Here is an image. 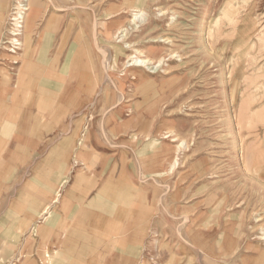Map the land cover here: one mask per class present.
Instances as JSON below:
<instances>
[{"label": "rangeland", "instance_id": "obj_1", "mask_svg": "<svg viewBox=\"0 0 264 264\" xmlns=\"http://www.w3.org/2000/svg\"><path fill=\"white\" fill-rule=\"evenodd\" d=\"M52 1L65 6L59 13L72 17L55 26L52 32L60 42L54 41L49 54L74 57L73 72L64 73L68 79L63 81L73 86L75 102L66 127L77 132V146L90 156L80 171H91L92 162L100 160L98 149L114 161H135L137 192H147L154 201L153 217L139 230L132 264H169L162 252L169 242L177 248L181 240L176 233L171 237L167 221L177 224L184 207V214L194 219L189 227L194 236L207 220L215 223L218 259H195L199 245L193 241L186 243L185 252L179 249L177 264H253L264 247L254 240L264 232V220L257 221L264 218V22L259 24L264 9L257 7L264 0ZM136 7L146 12L138 25L131 21ZM123 26L128 30L121 38ZM41 29L37 25L35 32ZM245 33L250 36L246 49ZM78 49L88 56L84 68ZM131 55L151 62L136 68L129 63ZM14 59L7 56V63ZM17 67L10 65L9 75L1 69L7 81L15 79ZM59 77L53 65L51 81L57 85ZM41 107L35 106L37 113ZM1 158L0 152V264L34 257L39 264H52L58 252L35 242L34 228L27 234L8 231L9 224H24L18 213L25 203L15 200L17 184H8L7 178L3 183Z\"/></svg>", "mask_w": 264, "mask_h": 264}, {"label": "crops", "instance_id": "obj_2", "mask_svg": "<svg viewBox=\"0 0 264 264\" xmlns=\"http://www.w3.org/2000/svg\"><path fill=\"white\" fill-rule=\"evenodd\" d=\"M30 1L31 21L26 30L27 15L22 52L25 43L28 51L17 56L15 79L7 81L1 69H10L0 65L3 183L7 178L8 184H17L15 200L25 203L23 214L18 213L24 224H9L8 231L27 234L34 228L35 242H46L58 252L52 264H132L137 258L139 230L153 217V198L147 192H137L136 162L114 161L108 151L98 149L95 156L100 160L92 162L91 171H85L86 167L80 171L90 164V156L77 146V132L66 127L75 102L73 86L63 81L68 79L64 73L73 72L74 57L71 53L58 59L49 54L54 41L60 42L52 32L55 26L72 17L59 13L65 6L52 0H33V5ZM10 6L11 0H0V38ZM257 7L264 9V3L259 1ZM37 25H42L38 33ZM77 51L83 64L88 56L83 49ZM6 55L1 54V58ZM53 65L60 76L57 85L49 77ZM37 104L44 106L38 113ZM72 165L77 166L75 171ZM15 176L17 181H13ZM22 264H39V259L29 258Z\"/></svg>", "mask_w": 264, "mask_h": 264}, {"label": "bare ground", "instance_id": "obj_3", "mask_svg": "<svg viewBox=\"0 0 264 264\" xmlns=\"http://www.w3.org/2000/svg\"><path fill=\"white\" fill-rule=\"evenodd\" d=\"M247 1V0H246ZM245 1V2H246ZM31 5V4H30ZM131 7V6H130ZM132 9V8H131ZM140 9V8H139ZM125 10V9H124ZM142 10V9H141ZM144 10V9H143ZM143 10H142V12L141 11H139L138 9H137V7H136V9H133L132 10V12H134V14H133V18H132V22L133 23H135L136 25H138V23H139V21H140V19H143V15H145V11H144V13H143ZM128 12V11H127ZM136 12V13H135ZM142 13V14H141ZM111 16H113V15H111ZM30 14L28 15V18H27V25H26V30H29V26H30ZM120 22H122V21H120ZM96 26H97V24H96ZM122 26V25H121ZM123 28V29H122ZM121 28V31H120V33H119V36L121 37V38H124V36L126 35V33H127V28H125L124 26ZM135 29V28H134ZM133 29V30H134ZM95 31V30H94ZM97 31V30H96ZM32 33V32H31ZM97 33V32H96ZM26 34V33H25ZM28 34V36H27V39L30 37V34H29V32L27 33ZM113 34V33H112ZM95 35H97V34H95ZM259 38V37H258ZM119 39V38H118ZM250 36H248V34L247 33H245V49H246V47L249 45V42H250ZM112 40V39H111ZM98 41V40H97ZM119 43V42H118ZM26 45V44H25ZM123 45V44H122ZM98 46V45H97ZM126 46V45H125ZM119 47V46H118ZM122 47V46H121ZM98 48V47H97ZM121 49V48H120ZM138 50V49H137ZM106 51H108V50H106ZM246 51V50H245ZM24 52V51H23ZM22 52V53H23ZM110 52H111V50H110ZM22 53H21V55H22ZM107 53V52H106ZM109 55H111V54H109ZM30 56V55H29ZM105 56V55H104ZM132 57H128L130 60H129V63L131 62V61H133L132 63H130V65H133V66H135L136 68H138V67H142V66H145V67H148V65L150 64V62H151V59H139V58H135V59H133V55H131ZM245 56L247 57L248 56V54H245ZM90 57V56H89ZM93 57V56H92ZM107 57V56H106ZM254 57V56H253ZM94 58V57H93ZM108 58V57H107ZM91 59V58H90ZM111 59V58H110ZM153 60V59H152ZM92 61H93V59H92ZM95 61V60H94ZM154 61V60H153ZM162 61V60H161ZM87 62H89V61H87ZM110 62V61H109ZM160 62V61H159ZM92 64H94L95 62H91ZM89 63H87V65H88ZM108 64V63H107ZM159 64V63H158ZM85 64H83V65H81L82 67L84 66ZM89 65H91V64H89ZM157 65V64H156ZM17 66V65H16ZM21 66V65H20ZM96 66V65H95ZM108 66V65H107ZM44 67V66H43ZM81 67V68H82ZM93 67V66H92ZM103 67H104V65H103ZM155 67V66H154ZM46 68V67H45ZM84 68V67H83ZM94 68V67H93ZM49 69V68H48ZM86 69V68H85ZM102 69V68H101ZM150 69V68H149ZM262 69V68H261ZM261 69H259V70H261ZM104 70V69H103ZM108 70V69H107ZM148 70V69H147ZM19 71V70H18ZM27 70H25V72H26ZM46 71V73H47V71L48 70H45ZM105 71V70H104ZM153 72V71H152ZM155 72V71H154ZM43 73H44V71H43ZM45 73V74H46ZM43 75V74H42ZM101 75V74H100ZM257 75H258V73H257ZM46 76H47V74H46ZM102 76V75H101ZM100 76V77H101ZM103 76H104V74H103ZM135 77L137 76L136 74L134 75ZM141 76V75H140ZM255 76V75H254ZM50 77V76H49ZM110 77V75H108V78ZM102 78V77H101ZM105 79V78H104ZM112 80V79H111ZM103 81V80H102ZM110 81V80H109ZM42 81L40 80V83H41ZM95 82H96V80H95ZM98 82V81H97ZM97 82L95 83L96 85H94L95 87L94 88H96V86H98L97 85ZM112 82H114V81H112ZM112 84V83H111ZM106 85V84H105ZM100 88V87H99ZM103 88V87H102ZM106 89V88H105ZM94 91V90H93ZM105 91V90H104ZM99 93V92H98ZM37 94H38V92H37ZM123 94V93H122ZM97 95V94H96ZM46 96V95H45ZM103 96H104V94H103ZM106 96V95H105ZM124 96V95H123ZM107 97V96H106ZM119 97V96H118ZM41 98V97H40ZM37 99V98H36ZM52 99V98H51ZM118 99V98H117ZM122 99H124V97L123 98H121V100ZM119 100V99H118ZM41 101H42V99H41ZM51 101V100H50ZM43 102V101H42ZM45 102V101H44ZM46 103V102H45ZM41 108H43V107H41ZM48 109V108H47ZM41 111V110H40ZM51 112H52V110H51ZM46 114L48 113V112H45ZM44 113V114H45ZM47 118V117H46ZM167 132V131H166ZM166 134V133H165ZM166 136H170L169 134H167V135H165V137ZM174 137H176V136H174ZM167 138V137H166ZM171 141H173V142H175V141H177V139L176 138H174L173 140H171ZM183 141L181 142V144H179L178 145V147H182V145H183ZM174 161H176V160H174ZM174 161L172 162V163H174ZM175 165H176V162L170 167V169H169V172H171L174 168H175ZM262 168V167H257V166H254V168ZM209 170H211V168L209 169ZM257 171V170H256ZM141 180V179H140ZM169 188V187H168ZM261 196V195H260ZM171 198H172V196H171ZM161 200V199H160ZM169 200H170V198H169ZM172 200H173V198H172ZM166 201H168V200H166ZM189 201V200H188ZM162 202V201H161ZM164 203H165V201H164ZM164 203H161V204H163L164 205ZM166 208V207H165ZM48 209V208H47ZM255 209V208H254ZM47 210H45V212H46ZM48 212V211H47ZM168 212V211H167ZM178 212H180L179 213V217L176 219V220H178V223H177V221H176V223L177 224H175V222L174 221H171L170 220V218L168 219V221H167V225H168V227H167V230H168V232H169V234L171 235V237L173 236H175V233L176 234H178V237H179V239L181 240L179 243H174V244H176L177 245V248L176 247H174L173 246V248H171L172 247V243H170L169 242V248H167L168 250H167V252H162V253H164V254H167V256H169V264H177L179 261L176 259L177 258V256H179L180 254H179V252H185V246H186V243H188V242H190V243H192L193 241H196L197 243H198V245H199V247L197 248V252H196V255H195V259H200L201 261H203V259H205V260H208L209 261V259L211 260V259H213V258H215V254H217V253H214V250L213 249H215L216 248V242L215 241H213L214 240V238H215V234H216V232H215V228H216V226H215V223H213L211 220H207L206 221V223L205 224H201L202 225V227H201V231L197 234L196 232V234H195V236H194V234H192L191 233V230L192 229H189V227H190V225H192L193 226V222H194V219H192V218H190V217H188L187 216V214L185 213L184 214V212H186V208L184 207L183 209H180L179 208V210H178ZM254 212V211H253ZM256 212V211H255ZM155 213V212H154ZM165 213V212H164ZM170 213V212H169ZM166 214H168V213H166ZM196 214V213H195ZM155 215V214H154ZM164 215V214H163ZM170 215H172V214H170ZM177 216V215H176ZM192 217V216H191ZM194 217H196V216H194ZM175 219V217L174 216H172V219ZM200 218V217H199ZM202 219H203V217H201ZM204 218H205V216H204ZM173 219V220H174ZM170 220V221H169ZM262 220H264V218H259L257 221L258 222H261ZM150 221V220H149ZM196 222V221H195ZM190 223V224H189ZM233 224V223H232ZM198 225V224H197ZM196 226V225H195ZM243 226V225H242ZM242 226H241V228H242ZM197 227V226H196ZM233 227V226H232ZM263 227V226H262ZM194 229H195V227H194ZM203 229H205V232L203 231ZM230 229V228H229ZM231 229H233V228H231ZM230 229V230H231ZM155 230V229H154ZM241 230V229H240ZM228 231V230H227ZM243 231V230H242ZM232 232V231H231ZM241 232V231H240ZM154 233H156V232H154ZM229 233V232H228ZM227 233V234H228ZM241 234V233H240ZM161 236V235H160ZM168 236V235H167ZM227 236V235H226ZM173 239V238H172ZM254 240H257V244L260 246V244H261V242H262V246H264V232L262 233V235L260 236V237H257V238H255ZM261 241V242H259V241ZM235 241V240H234ZM153 242H154V239H153ZM230 242L232 243L233 242V240H230V241H228L225 245H224V249H228L229 248V245H231L230 244ZM163 244V243H162ZM160 245V244H159ZM164 245V244H163ZM194 245V244H193ZM166 246V245H165ZM165 246H163V247H165ZM167 247V246H166ZM197 247V246H196ZM161 249V248H160ZM160 249H159V252L161 253V251H160ZM179 249H180V251H179ZM163 251H164V249H163ZM179 251V252H178ZM218 251V250H217ZM230 251V250H229ZM191 252H192V250H191ZM227 255V254H226ZM217 256V255H216ZM47 257V256H46ZM160 257V256H159ZM180 257V256H179ZM189 257V256H188ZM16 258V257H15ZM156 258V257H155ZM13 259V258H12ZM46 259V258H45ZM48 259V258H47ZM176 259V260H175ZM218 259V257L217 258H215V260H217ZM180 260V259H179ZM204 260V261H205ZM12 261V260H11ZM200 261V262H201ZM181 262V264H182V262H183V260H181L180 261ZM207 262V261H206ZM210 262V261H209ZM215 262V261H214ZM160 263V262H159ZM187 263V262H186ZM185 263V264H186ZM13 264V263H12ZM49 264V263H48ZM142 264H149V263H147V262H142ZM253 264H264V247H262L261 249H258V253H257V256L253 259Z\"/></svg>", "mask_w": 264, "mask_h": 264}, {"label": "built area", "instance_id": "obj_4", "mask_svg": "<svg viewBox=\"0 0 264 264\" xmlns=\"http://www.w3.org/2000/svg\"><path fill=\"white\" fill-rule=\"evenodd\" d=\"M30 0H11L8 17L0 38V65H18L19 60L14 59L11 64L7 63V58L2 59L1 54L17 57L24 47V32L26 18L30 11Z\"/></svg>", "mask_w": 264, "mask_h": 264}]
</instances>
